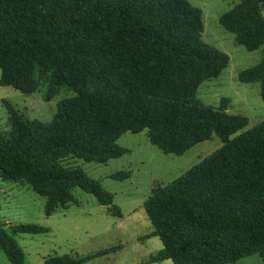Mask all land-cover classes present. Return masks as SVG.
<instances>
[{"label": "trees", "instance_id": "trees-1", "mask_svg": "<svg viewBox=\"0 0 264 264\" xmlns=\"http://www.w3.org/2000/svg\"><path fill=\"white\" fill-rule=\"evenodd\" d=\"M263 6L264 0H238L218 24L253 52L264 46ZM201 17L184 0H0V86L23 95L45 87L47 98L71 92L49 122L4 102L1 181L26 184L44 198L46 218L76 204L74 188L120 218L98 180L62 161L104 165L129 153L116 144L126 132L147 130L150 145L174 156L215 136L218 150L145 199L148 237L162 244L149 262L238 264L257 255L264 264V119L245 131L248 119L228 114L227 99L212 107L197 98L198 87L229 61L202 41ZM237 80L259 83L264 101V48ZM130 176L119 171L110 178ZM43 231L36 224L0 227V251L10 264H22L12 236ZM91 257L63 254L44 264Z\"/></svg>", "mask_w": 264, "mask_h": 264}, {"label": "rangeland", "instance_id": "rangeland-1", "mask_svg": "<svg viewBox=\"0 0 264 264\" xmlns=\"http://www.w3.org/2000/svg\"><path fill=\"white\" fill-rule=\"evenodd\" d=\"M184 1L202 13V41L229 59L218 77L198 87L197 98L212 107H217L221 99H227L226 112L245 116L248 119L245 131L249 130L264 119V101L260 98L259 83H240L237 75L259 62L264 46L248 52L236 45L234 35L218 24V18L238 0ZM261 14L264 20V6ZM70 96L71 92L60 91L47 98L45 87L31 95H23L11 87L0 86V131L9 129L4 102L30 120L49 122L57 103ZM116 144L129 153L104 165L75 158H68L62 164L79 168L98 180L112 196L113 204L120 209V218L109 215L92 195L79 188L71 192L76 204H70L67 209L58 208L46 218L44 198L32 192L26 184L0 179V227L7 230L10 225L36 224L44 229L35 235L12 236L23 255L22 264H44L47 258L63 254L78 258L96 256L84 264H172L168 260L149 262L162 244L158 238L148 237L151 225L143 203L154 186H165L180 177L218 150L221 142L213 136L181 156L166 155L150 145L148 131L144 130L136 134L123 133ZM119 171H129L130 178L112 180L110 176ZM0 264H10L1 251ZM238 264H262V261L253 255L239 260Z\"/></svg>", "mask_w": 264, "mask_h": 264}]
</instances>
